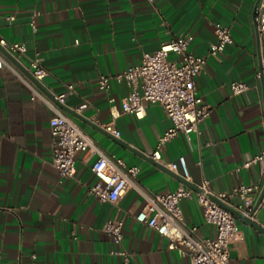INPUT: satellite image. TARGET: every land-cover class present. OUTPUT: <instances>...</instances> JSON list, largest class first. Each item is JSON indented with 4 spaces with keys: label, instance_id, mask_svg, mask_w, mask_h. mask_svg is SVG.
<instances>
[{
    "label": "crops",
    "instance_id": "0c3cea01",
    "mask_svg": "<svg viewBox=\"0 0 264 264\" xmlns=\"http://www.w3.org/2000/svg\"><path fill=\"white\" fill-rule=\"evenodd\" d=\"M258 2L0 0V36L26 46L23 55L9 52L15 62L0 51L9 64L0 67V264H120L122 257L112 253L117 249L131 254V264H190L165 236L136 220L144 204L138 191L129 189L116 202H101L88 192L97 181L94 157L77 152L73 177L59 175L51 161L52 110L39 97L31 98L27 82L48 97L72 84L63 109L105 152L138 166L142 188L164 193L184 185L178 163L183 156L189 176L184 179L197 188L204 179L213 193L257 184L259 191L250 193L257 199L264 160L244 164L264 151V32H258L254 19ZM214 22L229 27L232 41L221 61L209 57L194 80L210 112L197 130L177 132L154 160L150 155L158 138L172 125L162 107L149 104L142 117L122 112L121 100L129 91L125 81L111 78L101 90L96 80L137 64L144 52L178 34H192L188 49L204 54L215 40ZM35 56L47 70L39 85L28 70ZM168 58L178 59L173 53ZM235 80L248 89L232 94ZM180 207L183 222L195 226L198 237L215 236V226L204 221L195 199H181ZM110 218L122 221L119 244L103 229ZM251 220L264 228V196ZM237 223L243 238L228 245L230 264H264V231L240 218Z\"/></svg>",
    "mask_w": 264,
    "mask_h": 264
},
{
    "label": "built area",
    "instance_id": "2783aa9c",
    "mask_svg": "<svg viewBox=\"0 0 264 264\" xmlns=\"http://www.w3.org/2000/svg\"><path fill=\"white\" fill-rule=\"evenodd\" d=\"M153 2L154 0H148ZM12 16L6 19L11 20ZM254 19L258 32H264V0H259ZM32 29L35 24L31 21ZM215 40L210 43L204 54H194L188 47L193 39L192 34H178L168 42L152 51L144 52L141 60L118 71L113 76L101 74L96 80L97 87L106 90L110 79L125 81L129 91L121 100V111L129 112L137 117L145 114L149 104H159L165 115L171 120L172 125L158 138L155 149L150 155L152 159H160L161 148L177 132L189 134L197 130L198 124L204 120L210 106L204 104L202 97L195 87V77L201 74L209 57L221 61V53L225 46L232 41L230 29L220 22L213 23ZM0 46L14 55H23L26 46L22 42H9L0 36ZM175 54L178 59L170 60L169 54ZM8 64L0 52V67ZM28 70L36 81H41L47 70L38 56L29 60ZM264 81V68L261 74ZM32 90L31 98L39 97L52 110L49 118V130L52 139L51 161L59 175L64 178L73 177L75 174V154L84 152L94 157L91 170L97 181L88 187V192L101 202H116L129 189H135L144 198L142 208L137 212V221L149 226L165 236L172 249H177L189 258L190 264H230L228 245L233 241L243 238L237 223V217L227 208L217 203L213 198L231 206L245 216L253 217L255 197L250 193L259 191L257 184H239L230 190L218 193L210 192L207 188L208 180L204 179L199 191H194L186 185L164 192H151L142 188L136 180L139 172L138 166H127L124 160L114 154L105 152L97 142L63 109L67 95L73 91V85L68 84L66 91L52 94L48 97L42 94L34 85L28 83ZM232 94H240L248 89L247 84L241 80L230 82ZM86 104L79 106L85 107ZM104 129L118 136L119 132L111 125ZM264 160V151L245 162ZM182 169V176L188 179V171L183 156L178 158ZM170 169H175V163L168 164ZM239 198L237 204H232L230 199ZM183 198L195 199L202 208L204 221L215 226V236L198 237L195 226H188L183 222L180 200ZM252 214L250 215V213ZM103 229L114 243L119 244L122 239V221L117 218L108 219ZM122 257L120 264H131V254L124 249L112 251ZM32 257H35L32 255Z\"/></svg>",
    "mask_w": 264,
    "mask_h": 264
},
{
    "label": "water",
    "instance_id": "95a60500",
    "mask_svg": "<svg viewBox=\"0 0 264 264\" xmlns=\"http://www.w3.org/2000/svg\"><path fill=\"white\" fill-rule=\"evenodd\" d=\"M0 51L6 56L8 57L10 60H12L13 62H15V59L11 56V54L9 52H7L5 49H3L2 47H0ZM37 85H39V83L37 81H35ZM65 110H67L66 108H64ZM68 112H70L69 110H67ZM72 114V112H70ZM182 182L184 183V185L196 190V191H199V188H197L196 186H194L193 184L187 182L184 178H181ZM264 196V185L263 187L261 188V191L257 197V199L255 200V203L253 205V208H252V212L256 211L257 207L259 206L262 198ZM217 203H219L220 205H222L223 207L227 208L229 211H231V213H233L237 218H240L246 222H248L249 224H252L254 226H256L257 228L261 229L264 231V228H262L261 226L255 224L251 218L249 216H245L243 214H241L240 212L236 211L235 209H233L231 206L227 205V204H224L222 202H220L219 200H216L215 198H213ZM252 212L250 213V215L252 214Z\"/></svg>",
    "mask_w": 264,
    "mask_h": 264
}]
</instances>
